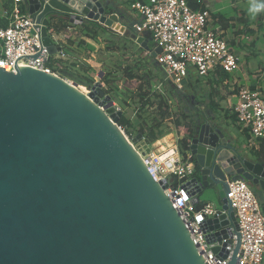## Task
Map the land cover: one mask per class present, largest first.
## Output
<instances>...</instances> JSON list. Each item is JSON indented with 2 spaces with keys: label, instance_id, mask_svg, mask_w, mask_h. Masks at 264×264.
I'll return each instance as SVG.
<instances>
[{
  "label": "water",
  "instance_id": "1",
  "mask_svg": "<svg viewBox=\"0 0 264 264\" xmlns=\"http://www.w3.org/2000/svg\"><path fill=\"white\" fill-rule=\"evenodd\" d=\"M22 1L41 26L47 60L61 50L50 35L58 21L128 35L98 0ZM130 37L153 57L159 52L147 38ZM69 83L29 67L0 69V264H203L163 194L165 181H153L117 131L123 111L97 97L98 82L87 94L91 102ZM186 151L196 165L194 198L214 192L226 211L207 221L208 229L229 224L236 231L226 180L264 190V166L228 144L210 119L191 128Z\"/></svg>",
  "mask_w": 264,
  "mask_h": 264
},
{
  "label": "built area",
  "instance_id": "2",
  "mask_svg": "<svg viewBox=\"0 0 264 264\" xmlns=\"http://www.w3.org/2000/svg\"><path fill=\"white\" fill-rule=\"evenodd\" d=\"M125 6L134 15V33L147 38L153 51L159 50L154 59L176 86L180 87L191 72L199 79H205L219 73L233 74L238 70L239 56L209 27L211 17L207 10H193L187 0H126ZM3 18L6 23L0 26V69L13 73L16 66L29 67L60 77L46 64L50 59L47 60L48 53L41 42V26L25 11L23 1L12 0ZM146 55L152 56L151 51ZM51 57L66 59L62 49ZM234 113L246 135V154L258 152L264 140V94L258 88L239 86ZM118 129L123 130L120 126ZM169 137H172L169 141L163 139V144L158 140L151 145L143 135L137 144L132 142L133 137L126 136L153 181L157 184L165 181L163 194L177 212L203 264H229L237 245L233 264H262L264 214L250 184L243 180H226L225 198L233 212L237 230L229 224L209 230L207 221L226 214V211L221 205L194 198L192 192L196 188L191 184L196 172L194 160L188 151H181L180 136L170 134ZM220 230L225 234L217 240L215 233ZM226 244L228 249L224 246ZM214 248L219 251L214 253Z\"/></svg>",
  "mask_w": 264,
  "mask_h": 264
},
{
  "label": "crops",
  "instance_id": "3",
  "mask_svg": "<svg viewBox=\"0 0 264 264\" xmlns=\"http://www.w3.org/2000/svg\"><path fill=\"white\" fill-rule=\"evenodd\" d=\"M98 1L104 8L105 15H110L111 12L114 13L115 6L119 5L117 12L119 23L122 26H125L122 19L123 14L124 17L126 16V20L131 17V20L135 21L134 15L125 6L126 0ZM188 2L192 8L207 10L210 13L209 27L218 33L240 58V67L233 74L219 73L215 76L201 79L212 81L213 83L211 84L213 86H220L224 90L221 93L222 101H219L218 98L214 100L215 103L220 105L216 112L205 106L198 109L196 114L204 120L210 119L212 125L224 134L227 143L236 148L242 156L264 166L262 157L259 154H246L244 150L246 135L240 129L234 113L236 91L239 86L248 85L251 88H258L264 94V0H188ZM11 4L12 0H0V26L5 25L3 14L4 11L10 8ZM23 8L26 11L24 3ZM119 10L122 12H119ZM85 22L88 23L89 21L77 24H69L68 21L64 20L58 21L53 24H57V26L66 25V30L59 33L52 32L50 35L55 45L61 47L65 53L67 62L74 63L86 53L85 55L88 56V59H84V55L82 60L88 63L89 71H93V74L96 72L98 78L101 79L104 73L101 71L100 65L103 63L94 62L96 54L104 53L106 44L114 41L117 34L98 23L96 27L89 26ZM119 35L124 36L122 34ZM144 53L146 55L145 50ZM76 66L79 67L78 64ZM90 76L95 79L94 75ZM197 79L198 77L195 73L191 72L181 86H184L189 80ZM263 145L264 140L261 142L260 148ZM252 189L264 214V190L260 187H252ZM212 194L216 195L219 203L218 195L214 192H206L207 198H210L209 196ZM217 201L212 199L203 200V202H210L214 205Z\"/></svg>",
  "mask_w": 264,
  "mask_h": 264
},
{
  "label": "rangeland",
  "instance_id": "4",
  "mask_svg": "<svg viewBox=\"0 0 264 264\" xmlns=\"http://www.w3.org/2000/svg\"><path fill=\"white\" fill-rule=\"evenodd\" d=\"M118 6H115V12H111V14L118 15ZM122 19L128 35L117 34L114 41L106 44L104 53L96 54L94 62L103 63L100 65L101 71L104 73L101 79L98 78L96 72L94 74L93 71L86 72L89 65L82 60L86 53L81 56V59L78 58L74 62L79 67L70 61H65L59 71L60 77L72 82L81 77L92 79L93 84L90 87L86 88L82 85L87 93L79 90L84 95H87L93 85L98 82L101 87L97 88V97L101 100L107 96L110 97L114 106L124 111V115L131 121L127 133L122 130L125 137H134L141 133V130L143 135L144 129L148 144H151L148 137L150 127L160 124L159 128L154 129V132L163 144L164 138L165 141L172 138H168V135L177 134L179 136V131L175 127L176 121L180 122L182 126L189 125L190 128H193L203 119L197 116L198 109L206 106L215 112L218 110L220 105L214 100L218 98L219 101H222L221 93L224 90L222 87L213 86L212 81L201 79L189 80L181 87L176 86L165 76L163 69L154 57L145 55L144 50L131 39L130 36L135 34L131 17L126 20V16L124 17L123 14ZM85 24L92 26L95 23L85 22ZM149 45L151 46V44ZM84 59H88V56L85 55ZM130 74L134 78H131ZM90 75H94L95 79ZM143 95H145L144 100L141 98ZM146 98H148L147 101ZM160 102L164 108L168 107V114L162 119L160 115L165 109H158ZM117 127H119L118 124ZM209 197L207 198L205 192L199 196V200L200 202L205 199L217 201L215 194ZM218 205L217 201L215 206Z\"/></svg>",
  "mask_w": 264,
  "mask_h": 264
},
{
  "label": "trees",
  "instance_id": "5",
  "mask_svg": "<svg viewBox=\"0 0 264 264\" xmlns=\"http://www.w3.org/2000/svg\"><path fill=\"white\" fill-rule=\"evenodd\" d=\"M141 1V0H140ZM129 2V1H128ZM132 2V1H130ZM188 2V0H187ZM188 5L191 7V5L188 2ZM192 8V7H191ZM193 10H197L196 8H192ZM92 26H96L97 24H93ZM67 28V26L65 25H61V26H57V24H54L50 27V31L55 32V33H59L61 31H65ZM66 60H60V59H56L55 57H51L50 60L46 63L47 66L56 73H60L59 71L62 69L61 65L64 64ZM87 71H89L87 69ZM60 76V74H59ZM131 78H134V76L132 74L129 75ZM199 79V78H198ZM74 83L78 84L79 86L77 87L78 90L87 93V90L83 87L85 86L86 88L90 87L93 84V80L90 78H85V77H81L80 79H76L75 81H73ZM83 85V86H82ZM145 95H143V97H141L143 100L145 99L144 97ZM148 100V98H146V101ZM158 109H165L164 112H162L161 119L168 114V107L164 108L162 105V102L159 103ZM118 125L127 133V128L129 126H131V121L128 117L126 116H122L121 119L118 121ZM160 124H157L154 127H150L149 130V141L152 143H154L155 141L158 140V135L154 132V129L159 128ZM175 127L177 128V130L179 131V136L181 137V141H180V147H181V151L184 152L187 149V145L189 144V135L191 134V128L189 125H184L182 126L180 124V122L176 121L175 122ZM146 131V130H145ZM144 129H143V136L146 139V135ZM142 133V130H141ZM260 155L262 157V160L264 162V145L260 148L259 152H256V155Z\"/></svg>",
  "mask_w": 264,
  "mask_h": 264
},
{
  "label": "bare ground",
  "instance_id": "6",
  "mask_svg": "<svg viewBox=\"0 0 264 264\" xmlns=\"http://www.w3.org/2000/svg\"><path fill=\"white\" fill-rule=\"evenodd\" d=\"M69 84H71V83H69ZM70 86H72V85H70ZM74 88V87H73ZM75 90L84 98V99H86V100H88V101H90L91 102V100H89L88 99V97H87V95H84L83 93H81L78 89H77V87L75 88ZM99 110L104 114V112H105V108L103 107V110H102V108H99ZM110 120V119H109ZM111 121V120H110ZM112 122V121H111ZM117 131L119 132V134L124 138V140L128 143V145H129V142H128V140H127V138L125 137V135H124V133L121 131V130H119L118 128H117ZM123 133V134H122ZM135 152V151H134ZM135 154H136V152H135ZM136 156L138 157V155L136 154ZM139 158V157H138Z\"/></svg>",
  "mask_w": 264,
  "mask_h": 264
}]
</instances>
